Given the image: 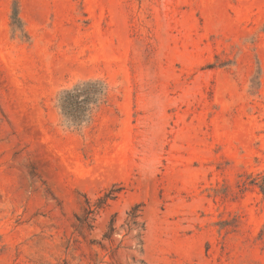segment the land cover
<instances>
[{"label": "rangeland", "instance_id": "rangeland-1", "mask_svg": "<svg viewBox=\"0 0 264 264\" xmlns=\"http://www.w3.org/2000/svg\"><path fill=\"white\" fill-rule=\"evenodd\" d=\"M263 178L264 0H0V264H264Z\"/></svg>", "mask_w": 264, "mask_h": 264}, {"label": "trees", "instance_id": "trees-1", "mask_svg": "<svg viewBox=\"0 0 264 264\" xmlns=\"http://www.w3.org/2000/svg\"><path fill=\"white\" fill-rule=\"evenodd\" d=\"M14 15L19 20V12L15 11ZM104 89L103 83L96 81L82 83L71 90L63 91L59 96V102L64 118L76 126H81L87 122L94 108L99 103L100 98L104 95ZM260 188L264 193V178L262 179ZM102 204H105V202H102ZM94 211V209L88 207L86 216L82 221L83 224L89 225ZM128 215L129 222L127 225L129 229H136L139 232V237L142 239L145 227L140 221L141 215L139 214V207L134 208Z\"/></svg>", "mask_w": 264, "mask_h": 264}]
</instances>
